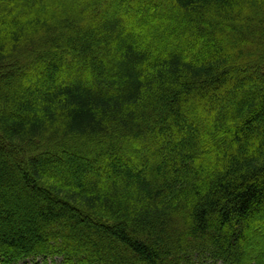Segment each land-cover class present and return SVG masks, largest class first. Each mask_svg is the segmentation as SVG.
I'll list each match as a JSON object with an SVG mask.
<instances>
[{
	"label": "trees",
	"instance_id": "16d2710c",
	"mask_svg": "<svg viewBox=\"0 0 264 264\" xmlns=\"http://www.w3.org/2000/svg\"><path fill=\"white\" fill-rule=\"evenodd\" d=\"M262 82L264 0H0V264H264Z\"/></svg>",
	"mask_w": 264,
	"mask_h": 264
},
{
	"label": "rangeland",
	"instance_id": "374dc122",
	"mask_svg": "<svg viewBox=\"0 0 264 264\" xmlns=\"http://www.w3.org/2000/svg\"><path fill=\"white\" fill-rule=\"evenodd\" d=\"M151 7V6H150ZM158 8V7H157ZM98 37V34L97 33H89V34H85V35H80L79 36V44L80 45H84L85 44V42H88L89 40L92 42V40H94L93 42H94V44H95V47L97 46V44H99V45H101L102 44V42H101V39H98L97 38ZM95 38V39H94ZM101 42V43H100ZM194 45V44H192V43H190V49H191V47ZM200 52V51H199ZM264 82H262L260 85H261V87H263L264 88V84H263ZM257 84V83H256ZM258 85V84H257ZM258 87H260V86H258ZM259 130H260V132H262V133H264V121H261L260 122V128H259ZM58 174H61L62 175V177H64V178H67L68 176H69V174L68 173H66V172H64V170H61V171H58ZM70 177V176H69ZM68 177V178H69ZM70 221V220H69ZM41 228H42V226H41ZM43 228H45L46 229V226L45 225H43ZM67 229V230H66ZM50 231H52V229H49ZM58 230L59 231H62V230H65L64 231V233L66 232H68V233H70L71 232V230H73V231H75L73 228H72V223H69V222H67V223H62V224H60L59 225V228H58ZM75 233V236H74V241H80V240H88V238H89V236L90 235H88L86 232H84V231H82V230H80V231H75L74 232ZM253 243L249 246V249H248V251H247V256L245 257V259L244 260H242L243 261V263L242 264H248L249 262V260L251 259V257H252V253L253 252H255V250L257 249V246L258 247H261L262 245V243H260V240H261V237H260V235L259 234H256V236H254L253 237ZM90 240H88L87 241V243L89 244L90 242H89ZM106 252L108 253L107 255L109 256V255H112V256H114V252L111 250V248H109V246H106ZM249 258V259H248Z\"/></svg>",
	"mask_w": 264,
	"mask_h": 264
}]
</instances>
